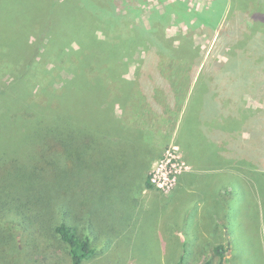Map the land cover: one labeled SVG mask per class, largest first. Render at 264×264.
<instances>
[{
	"label": "trees",
	"instance_id": "trees-1",
	"mask_svg": "<svg viewBox=\"0 0 264 264\" xmlns=\"http://www.w3.org/2000/svg\"><path fill=\"white\" fill-rule=\"evenodd\" d=\"M112 1L17 0L14 7L10 0L5 15L0 12V99L11 95L16 101L33 102L37 114L28 115L23 127L44 136L36 153L16 168L0 154V163L7 161L0 167V179L16 170L17 185L26 190L12 192L0 182V264L16 250L20 252L19 245H14V228L36 229L43 221L42 214L47 213L46 227L64 246L67 264H81L91 257L90 243L96 235L83 237L78 229L80 218L75 223L74 214L63 210L64 197L78 190L79 200L88 203V194L98 190V182L107 185L115 170L133 168L140 152L151 142L155 144L158 134L166 140L168 132H162V123H171L170 130L176 129L175 142L180 147L186 144V137L194 140L198 133L190 130H197V122L189 126L185 120L178 126L175 120L185 101L196 120L210 118L209 123L225 130L219 134L220 144L208 148L210 164L244 171L248 178L241 179L255 187L264 207V169L258 161L264 157V141L258 140L260 132L264 133V113L246 109L240 98L253 84L250 65L264 67V0H229L227 9V0H212L192 13L210 29L223 19L226 27L221 34L236 38L227 59L214 61L195 83L191 71L200 54L191 37L178 33V43H174L162 25L145 28L141 21L134 23L128 9L125 14L113 11ZM184 6L178 9L185 16ZM95 30L103 37L98 38ZM73 42L78 48L71 52L67 44ZM152 46L156 59L144 65L143 55ZM143 51L133 77L127 78L124 72L129 61ZM239 56L247 60L244 72ZM6 75L10 85L2 83ZM57 101L59 116H48L45 107ZM232 101L240 103L234 106ZM116 106L119 113H115ZM213 115L217 118H211ZM251 124H258L260 131L252 129L244 138L241 128ZM155 131L156 136L150 139ZM194 145L195 140L189 148ZM158 147L155 145L154 154H145L150 160L142 181L148 187L152 184L146 171ZM133 150L138 155L135 161L129 156ZM193 152L191 149L186 157L197 161ZM213 253L224 257L220 245ZM188 254L193 255L184 250L177 264H186ZM203 264H212V260Z\"/></svg>",
	"mask_w": 264,
	"mask_h": 264
},
{
	"label": "rangeland",
	"instance_id": "rangeland-1",
	"mask_svg": "<svg viewBox=\"0 0 264 264\" xmlns=\"http://www.w3.org/2000/svg\"><path fill=\"white\" fill-rule=\"evenodd\" d=\"M9 1L0 0V12L3 16L8 10L6 5ZM16 1L14 0L13 5ZM211 1L114 0L110 2V6L116 13L125 14L128 11L130 20L133 19L134 23L141 21L145 28H150L152 24L162 25L165 35L174 38V43H178L175 40L178 33L191 37L200 54L199 62L191 71L195 83L198 76L201 73L204 76L205 69L214 61L222 62L227 59L236 39L221 34L223 27H226L223 19L216 28L210 29L192 15ZM181 5L185 7V16L179 14L182 10L178 7L181 8ZM228 6L229 0L226 9ZM94 32L98 38L103 37L101 31ZM77 48L75 42L67 44V49L71 52ZM151 49L148 53H138L135 60L129 61L124 72L127 78L133 77L137 59L144 53V65L150 61L153 63L156 55L153 46ZM239 57L242 58L244 72V63L247 60L245 57ZM249 59L252 63L251 55ZM230 64L233 65L232 62ZM248 73H252L250 82L253 81V84L245 88L246 91L240 95L241 105L251 112L260 110L264 113V67L252 64ZM2 83L11 84L8 75L4 76ZM239 103L240 101H232L234 106ZM45 110L48 116H59L58 101L47 105ZM35 111L31 101H16L11 99V95L0 99V154L9 158L8 161L12 162L14 168L22 165L27 156H33L38 149V142L44 139L43 134L23 127L27 119L35 117ZM119 112V107L116 106L115 113ZM160 126L162 132H168L165 134L166 140L162 141L164 136L158 134L155 144L153 141L148 149L139 151L140 159L133 168L127 166V170H115L114 179L108 178L107 185H103V181L100 184L98 182V190H91L88 194V203L79 200L81 193L78 190L73 195L64 197L63 210L74 214L75 223L78 217L80 218L78 229L83 237L92 239V233L96 235L90 243L93 248L91 257L82 260L81 264H177L184 250L193 253L186 256V264H203L208 259L212 260V264H264V207L260 204L261 196L255 187L242 180L248 178L244 171L240 173L231 169L220 181L209 182L207 185V181H202L200 193L203 195L192 200H188L181 192L172 194L178 177L191 171L192 166L182 148L175 142L176 129L170 130L171 123H162ZM252 129L260 131L258 124L244 125L241 128L244 138ZM156 131L150 139L156 136ZM258 140L264 141L263 132H260ZM242 144H246L245 140H242ZM155 145L159 146V150L146 171L147 177H152V180L149 177L152 187H148L142 181V172L149 164L148 156L155 152ZM134 151L136 150L131 151L129 155L133 161L138 159ZM258 161L264 169V157ZM4 163H0V167H5ZM16 172L14 170L13 173L7 174L0 182L2 185H8L12 192L19 189L26 191L25 188L18 187ZM231 173L239 176L235 177V174ZM49 216L50 213L42 214L43 221L36 225V229L14 228V245H19L20 252L16 250L14 256H10L5 264L68 263L64 246L59 244L51 229L46 227ZM219 245L224 254L223 259L213 253V249Z\"/></svg>",
	"mask_w": 264,
	"mask_h": 264
},
{
	"label": "crops",
	"instance_id": "crops-1",
	"mask_svg": "<svg viewBox=\"0 0 264 264\" xmlns=\"http://www.w3.org/2000/svg\"><path fill=\"white\" fill-rule=\"evenodd\" d=\"M189 102L185 101L184 106L182 107V110L179 113L178 118H175L176 122H178V126L180 123H184L185 120H187L185 123H187L189 126H191L193 123L197 122V130L191 131L190 133L196 134L193 138L195 140L194 148L190 147L191 142H194V140L190 137L189 139L186 137L184 141L186 144H181L182 151L186 157V153H189V151L192 149L194 150L193 154L197 161L192 160V158H187V160H190V164L192 165V170L185 172L182 174L178 180L177 186L175 187L172 194H177V192H181L187 197L188 200H192L194 198H197V196H202L203 194L200 193V189L202 188V181H207L206 185L209 182L215 183L220 181L222 177H225L230 172V168L228 169L225 165H211V161L209 160L208 156V148H210L212 145H218L219 143V134L225 132V130H221L217 128L216 123L211 124L208 120L206 121L205 118L195 119L193 115L190 114L193 113V109H190L189 112ZM209 116V114L207 115ZM211 118H217L215 115H213ZM178 130V129H177ZM175 134H178L176 131ZM176 139V138H175ZM191 139V141H190ZM197 155V156H196ZM235 177H237L236 173ZM198 204H193V207H195Z\"/></svg>",
	"mask_w": 264,
	"mask_h": 264
},
{
	"label": "built area",
	"instance_id": "built-area-1",
	"mask_svg": "<svg viewBox=\"0 0 264 264\" xmlns=\"http://www.w3.org/2000/svg\"><path fill=\"white\" fill-rule=\"evenodd\" d=\"M151 177V176H150ZM151 180H152V177H151Z\"/></svg>",
	"mask_w": 264,
	"mask_h": 264
}]
</instances>
